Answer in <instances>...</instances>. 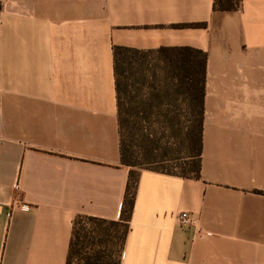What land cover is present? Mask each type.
<instances>
[{
    "label": "crops",
    "instance_id": "crops-1",
    "mask_svg": "<svg viewBox=\"0 0 264 264\" xmlns=\"http://www.w3.org/2000/svg\"><path fill=\"white\" fill-rule=\"evenodd\" d=\"M115 47L207 55L200 178L140 170L119 264H264V0H2L0 264H65L76 217L119 218Z\"/></svg>",
    "mask_w": 264,
    "mask_h": 264
},
{
    "label": "trees",
    "instance_id": "trees-1",
    "mask_svg": "<svg viewBox=\"0 0 264 264\" xmlns=\"http://www.w3.org/2000/svg\"><path fill=\"white\" fill-rule=\"evenodd\" d=\"M240 8L241 0H213L214 11L235 12ZM204 26L205 24L203 23H194L178 27L200 28ZM112 55L116 91L117 127L119 134V156L121 164L129 169L123 201L119 218L116 221L86 216H78L73 220L65 264H71L73 259L81 255L84 249H91V244L88 240L93 239L92 235L103 236L108 233L107 230L104 231L100 229V226L105 223L120 227L122 236L121 251L115 264L120 263L122 248L129 230L140 170L148 169L186 179L200 178L206 53L189 47H161L155 52H138L115 47L112 50ZM150 55H155L163 61L164 65H162V69H165L164 78L170 81V86L166 85L162 88V96L164 99L170 97H172V99L160 105L162 107H174L177 113L175 116L176 120L172 124V127L180 134V139L178 141L179 143H177V155L172 159L176 164L172 166V170L163 167L152 168L153 165L158 166L163 163L164 159L161 157H159V159L157 158L158 152L156 151L160 149L159 146L151 140L149 141L153 143L149 145L146 152L150 160H148V158L146 161L142 162L134 161V152L131 151L130 144L127 143L128 138H126L133 127L141 131L139 121H135L132 126L129 120L128 110L131 108V105L133 106L134 115L142 113L147 118H149L151 114H160L162 109L158 104L154 105L150 102L128 101L127 92L131 89H127L130 86L128 81H123L125 69L131 71V76H145L146 71L143 69L144 60ZM155 78L156 75L154 72L152 73L151 79L154 81ZM126 79L128 80L127 77ZM133 85L135 86L136 84ZM157 123H160V129H165L163 123ZM146 141L148 140L146 139ZM86 242L90 245H86Z\"/></svg>",
    "mask_w": 264,
    "mask_h": 264
},
{
    "label": "rangeland",
    "instance_id": "rangeland-1",
    "mask_svg": "<svg viewBox=\"0 0 264 264\" xmlns=\"http://www.w3.org/2000/svg\"><path fill=\"white\" fill-rule=\"evenodd\" d=\"M162 65H164L163 61L155 55H150L144 60L143 65V69L146 71V77L144 75L131 76V71L125 69L123 81H128L130 86L127 89H131L127 92L128 101H142L143 103L150 102L154 105L158 104V106H161V103L169 102L172 99V97L164 99L162 96V88L166 85L170 86V81L165 80L164 78L165 69H162ZM154 72L156 78L153 81L151 77ZM133 84L136 85L134 86ZM152 95L155 97L153 98ZM132 107L133 106L131 105L129 110L127 108L131 125L133 126L135 121H139V126L141 127V131L134 129V127L131 128L126 137L128 138L127 143L130 144L131 151L134 152V161H146L149 158L146 154L148 147L154 142L160 149H158L159 151H156L158 152L157 158L159 159V157H161L164 161L158 166L153 165L152 168L163 167L172 170V166L176 165L172 159L177 155V143H179L178 141L180 139V134H178L177 130L172 127L177 114L175 108H172L171 106H161L162 109L160 114H151L149 118H147L142 113L134 115ZM157 122L163 123L165 129H160V123ZM146 139L148 141H146ZM149 140L153 142L151 143ZM148 160H150V158ZM100 227L101 230H107L108 233L103 236L92 235L93 239L88 240L91 244V249H84L81 252V255L76 259H73L71 264H115L121 251L122 236L120 227L108 223H105ZM90 244H87L86 242V245Z\"/></svg>",
    "mask_w": 264,
    "mask_h": 264
},
{
    "label": "built area",
    "instance_id": "built-area-1",
    "mask_svg": "<svg viewBox=\"0 0 264 264\" xmlns=\"http://www.w3.org/2000/svg\"><path fill=\"white\" fill-rule=\"evenodd\" d=\"M2 6V2L0 0V7ZM176 220L180 226H192L195 224L193 217H191L187 212H181L176 217Z\"/></svg>",
    "mask_w": 264,
    "mask_h": 264
}]
</instances>
